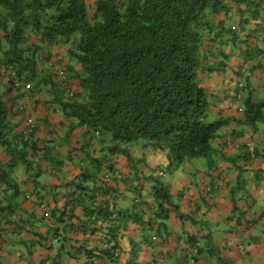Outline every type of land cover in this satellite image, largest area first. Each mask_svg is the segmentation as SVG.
I'll use <instances>...</instances> for the list:
<instances>
[{"label": "trees", "instance_id": "obj_1", "mask_svg": "<svg viewBox=\"0 0 264 264\" xmlns=\"http://www.w3.org/2000/svg\"><path fill=\"white\" fill-rule=\"evenodd\" d=\"M263 11L264 0H0V148L8 156L0 158V182L11 189L1 206L6 207V225L29 230L13 201L21 183L33 185L37 208L47 217L38 189L45 166L59 170L65 161H79L80 173L65 183L71 189L64 205L72 213L69 218L81 206V218L70 225L95 236L96 242L71 246L67 253H84L85 264H143V247L156 242L159 231L169 233L170 213L180 220L186 217L170 183L162 179L163 169L145 175L125 144L142 138L159 146L169 158L170 173L192 158L217 167L214 139L237 117L209 120L214 102L198 75L203 68L224 72L233 50L250 52L245 53L247 61L258 56L261 49L249 48L251 35L243 32L247 16L261 17ZM77 31L79 38L74 36ZM69 43L67 56L73 61L51 52ZM229 45L231 51L226 50ZM238 82L229 93L238 101L242 92L245 101L238 108L244 122L257 127L264 122V99L244 96ZM41 105L46 113L52 109L63 115L62 132L58 121L39 113ZM41 126L47 127L45 137L36 134ZM76 127L80 133L74 132ZM118 157L126 159L130 175L118 166ZM223 157L241 174L254 158L264 159V148L247 141L242 154ZM19 163L27 174L22 182L13 171ZM130 179L138 183L128 185ZM147 179L152 181L148 197L141 187ZM128 186L142 199L121 208L118 200ZM130 225L142 233L127 235ZM52 231L60 233L56 226ZM35 236L39 242L46 239ZM196 245L192 262L201 253ZM61 251L56 263L41 264H59ZM165 260L169 263L170 256Z\"/></svg>", "mask_w": 264, "mask_h": 264}, {"label": "crops", "instance_id": "obj_2", "mask_svg": "<svg viewBox=\"0 0 264 264\" xmlns=\"http://www.w3.org/2000/svg\"><path fill=\"white\" fill-rule=\"evenodd\" d=\"M247 18L249 19L243 34L251 35V39L247 40L249 48L254 47L255 51L261 49V52L255 53L258 56L255 55L247 61L245 58L250 52L244 51L240 54L239 51L233 50L230 52L224 72H208L203 68L198 75L200 84L204 88L207 87L213 98L214 105L209 119L237 117L225 124L218 131V137L214 139V146L219 150V155L216 156L217 167L209 168L202 158H192L186 162L189 166L185 163L170 173L167 167L169 158L163 150L147 152L144 161L141 158L135 161L141 171L149 175L163 169L155 168L162 160L168 172L163 169L162 179L165 183H170L173 199L179 211L192 218L191 221L180 220L175 212H171L167 221L169 233L162 234L159 231L154 240L156 242L143 247L141 253L143 264H264V159L254 158L249 165L244 166L246 169L240 174L235 163L223 157V154L228 156L242 154L243 146L247 141H251L258 149L264 148V138L259 135L261 127L259 124L255 127L244 122L243 111L238 108V105L243 106V104L229 93V87L237 80L244 83L243 95L250 94L253 100L260 99L257 90H264L262 78L264 11L261 17L254 18L249 15ZM59 46V48L52 47L51 52L67 61L70 44ZM232 49L230 45L226 47L227 51ZM208 60L213 62L215 59L211 56ZM204 62L207 64L206 61ZM42 107L41 105L40 109ZM32 113L35 114L36 111L32 109ZM39 113L43 116L49 115L50 119L53 117L59 122L57 126L59 132L63 131L66 121L61 113H56L52 109L48 113L41 109ZM23 123L24 121L20 126ZM76 131L80 133V127H76L74 132ZM36 134L45 137L47 127L41 126ZM78 139L80 140V137ZM61 148L64 150L67 145L63 144ZM134 156L136 158V155ZM7 157L5 150L0 148V158L7 160ZM236 159L237 162H243L240 157ZM118 166L125 174L132 173L125 158L118 157ZM154 169L155 171L152 172ZM44 171L38 189L48 207L47 217H43L42 211L37 208L38 199L32 192L31 183L27 185L21 183V192L13 200L18 203L16 211L19 219L27 227L29 226V230H19L14 225H6L4 214L6 207L1 206L5 205L7 199L5 194L11 189L4 182H0V264H41L47 261L56 263L61 245L65 249L61 251L59 264H85L84 253L73 255V252L67 253L66 249L71 250L73 249L71 246L74 245H95V236L83 235L72 226L76 224L77 218L82 216L81 206H76L73 210L74 216L69 218L72 213L66 210L64 205L68 190L71 189L65 183L80 173L79 161L78 164L65 161L59 170L45 166ZM26 177L27 174L18 177L19 182ZM147 181L150 182L141 187L142 195L148 197L152 181L150 179ZM132 182L138 183L134 179H130L127 183L129 185L133 184ZM25 193L32 197H27ZM137 194L139 196L137 191L129 187L123 198L118 200L121 208H129L135 202H141V195L138 197ZM150 200L149 203L152 202ZM234 202L237 204L235 208ZM53 210L57 212L55 217L52 215ZM59 215L60 217L55 219ZM197 222H202V225H197ZM55 226L60 233L52 235ZM35 233L44 235L46 239L39 242ZM140 233L142 232L136 225H130L126 231L127 235L133 237ZM196 244L201 247V253L197 261L192 262ZM169 256L168 263L165 259Z\"/></svg>", "mask_w": 264, "mask_h": 264}, {"label": "rangeland", "instance_id": "obj_3", "mask_svg": "<svg viewBox=\"0 0 264 264\" xmlns=\"http://www.w3.org/2000/svg\"><path fill=\"white\" fill-rule=\"evenodd\" d=\"M88 5H89V7H90V10H91V8H93V5L91 4V3H89L88 2ZM252 16V15H251ZM255 18V17H254ZM80 35H81V33H80V31H77L76 33H75V37H77V38H79L80 37ZM262 39V38H261ZM70 45H71V43H69ZM67 58H69V57H67ZM65 60V59H64ZM69 61H73L72 60V57H70L69 58ZM245 77H247V74H245ZM262 78H263V80H264V74H263V76H262ZM205 89H207V87L205 88ZM257 95L260 97V98H263L264 99V90H257ZM245 99V98H244ZM243 98H241V100H239V102H241L242 104H243V102L245 101ZM209 120H213V119H209ZM258 124H259V126L261 127V130H260V132H259V135H261V137H263L264 138V133H263V129H264V122L263 121H259L258 122ZM125 147L127 148V149H130V151H132V153L134 154V155H136V158H141V159H143V161L145 160V154L148 152H151V153H153V152H156L157 150H162V149H160V147L159 146H156V145H154V144H148L144 139H142V138H139L138 140H134V141H132V142H129V143H127V144H125ZM147 153V154H148ZM186 165H188V163H186ZM189 166V165H188ZM155 168H163L164 170H166L167 169V167H165L164 166V162L161 160L160 161V164H158ZM13 171H14V173L19 177V178H21L22 176H24L25 174H26V171H25V167H24V165L23 164H18L14 169H13ZM11 172V171H10ZM152 172H154V171H152ZM166 172H167V170H166ZM168 173V172H167ZM11 176H13V172H11V174H10ZM40 181H41V179H40ZM185 216V215H184ZM186 217V219H184V220H187V219H189L190 221H191V216H185ZM197 225H199V226H201L202 225V222H197L196 223ZM207 250V249H206Z\"/></svg>", "mask_w": 264, "mask_h": 264}, {"label": "built area", "instance_id": "obj_4", "mask_svg": "<svg viewBox=\"0 0 264 264\" xmlns=\"http://www.w3.org/2000/svg\"><path fill=\"white\" fill-rule=\"evenodd\" d=\"M16 85H17V84H16ZM238 85H240V86L242 87L241 82H238ZM26 87H30V85H29V84H26ZM240 93H242V92H240ZM240 93H239L238 96H237L238 99L242 97V94H240Z\"/></svg>", "mask_w": 264, "mask_h": 264}, {"label": "clouds", "instance_id": "obj_5", "mask_svg": "<svg viewBox=\"0 0 264 264\" xmlns=\"http://www.w3.org/2000/svg\"><path fill=\"white\" fill-rule=\"evenodd\" d=\"M240 82L242 83V81H240ZM242 88H243V90H242V91H244V86H242ZM241 98H242V97H241ZM241 98H239V99H238V101H239Z\"/></svg>", "mask_w": 264, "mask_h": 264}]
</instances>
